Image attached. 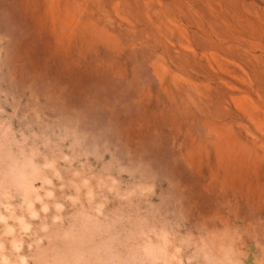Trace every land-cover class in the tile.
Listing matches in <instances>:
<instances>
[{"label": "rangeland", "instance_id": "1", "mask_svg": "<svg viewBox=\"0 0 264 264\" xmlns=\"http://www.w3.org/2000/svg\"><path fill=\"white\" fill-rule=\"evenodd\" d=\"M0 93L20 100L9 138L55 161L35 226L101 224L122 259L149 244L205 264L231 244L264 264V0H0ZM57 129L109 145L116 191L67 199L103 164L42 147Z\"/></svg>", "mask_w": 264, "mask_h": 264}, {"label": "clouds", "instance_id": "2", "mask_svg": "<svg viewBox=\"0 0 264 264\" xmlns=\"http://www.w3.org/2000/svg\"><path fill=\"white\" fill-rule=\"evenodd\" d=\"M9 107L12 109L11 115L6 112ZM19 107L20 100L17 97L10 98L8 94L0 93V264H171L172 260L180 264L176 254L165 256L157 246L149 244L138 246L127 259H122L113 246V240L107 237L106 228L101 224L84 225L82 232L67 230L61 234L51 232L47 225L35 226L31 223L30 221L40 220L41 213H48L50 210L46 200L52 199L54 193L48 190L52 180L45 174V169H54L55 161L39 165L35 162L40 155L36 147L28 150L20 142L9 138L11 123L17 118ZM33 111L40 123V113ZM23 118L27 119V116ZM45 131H48L47 127ZM27 139L25 137V142ZM36 139L42 141L45 149L54 147L69 164L83 158L85 163L80 167L88 168L89 172L94 169L87 162L88 157H94L98 163L103 164L96 175L81 180L80 184L70 182L77 195L67 199L75 203L82 189L86 190L85 195L89 201L95 199L97 192L91 185V180L97 181L96 188L101 192L105 189L108 192L116 191L118 181L106 174L111 171L113 163L118 162L107 143H94L89 151L83 147V141L74 134L70 135L67 129L52 131L50 136L41 134ZM70 139L68 151L72 155L65 156L61 146ZM13 148L18 150L14 152ZM120 171L123 172L124 169ZM54 174L60 179L59 172ZM81 175V171L74 172L76 177ZM37 184L40 187H36ZM178 185L179 182L176 186ZM37 205L40 207L37 208ZM53 207L57 213L63 209V205L59 203ZM53 219L59 220V216ZM196 255H202L205 264H241L237 251L231 244L222 245L215 255L207 247L198 249Z\"/></svg>", "mask_w": 264, "mask_h": 264}]
</instances>
